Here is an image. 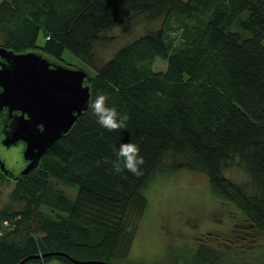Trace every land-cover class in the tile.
Returning a JSON list of instances; mask_svg holds the SVG:
<instances>
[{"label": "trees", "instance_id": "trees-1", "mask_svg": "<svg viewBox=\"0 0 264 264\" xmlns=\"http://www.w3.org/2000/svg\"><path fill=\"white\" fill-rule=\"evenodd\" d=\"M135 18L144 30L85 81L91 101L105 94L127 127L108 131L88 108L34 170H0V264L46 253L29 262L122 264L151 180L181 170L208 176L238 235L196 244L187 264H264V0H2L0 47L73 67L67 49L93 65L95 47L114 39L107 32L123 24L130 35ZM129 142L145 160L141 176L112 167ZM236 169L245 180L224 175Z\"/></svg>", "mask_w": 264, "mask_h": 264}, {"label": "rangeland", "instance_id": "rangeland-1", "mask_svg": "<svg viewBox=\"0 0 264 264\" xmlns=\"http://www.w3.org/2000/svg\"><path fill=\"white\" fill-rule=\"evenodd\" d=\"M133 24L130 35L124 33L123 24L107 32V36L114 39L95 47L93 65L86 63L67 49L62 53V62L93 75L97 67L144 30L145 24L141 18H135ZM44 44L45 39L40 34L37 45ZM152 67L156 71H164L167 61L156 58ZM6 118L7 115L4 114L0 120ZM24 149V142H18L10 147L0 143V158L10 172L18 174L25 168ZM224 175L238 182L246 179V175L238 169L227 171ZM54 183L69 198L76 197L77 192L74 188L59 182L54 181ZM12 187L13 183L7 184L6 188L11 190ZM146 196L147 207L139 223L130 253L122 264H187L193 253L191 251L194 250L193 246L200 242L207 244L215 238L225 240L227 237L237 241L238 235L233 229L234 221L228 208L230 204L223 203L213 195L209 178L204 173L181 170L169 175L157 174L151 180ZM239 257L238 260L243 264L246 263L245 259L255 261L254 256ZM45 264L61 263L52 260Z\"/></svg>", "mask_w": 264, "mask_h": 264}, {"label": "water", "instance_id": "water-1", "mask_svg": "<svg viewBox=\"0 0 264 264\" xmlns=\"http://www.w3.org/2000/svg\"><path fill=\"white\" fill-rule=\"evenodd\" d=\"M87 78L83 69L50 62L37 52L15 53L0 47V114L7 108L10 120L2 144L10 147L24 142L23 155L29 162L15 174L0 158L4 175L18 179L34 170L47 149L69 132L78 117L88 110L91 91L85 83ZM50 254L28 256L16 264H33L30 259ZM70 259L82 264H111Z\"/></svg>", "mask_w": 264, "mask_h": 264}, {"label": "clouds", "instance_id": "clouds-1", "mask_svg": "<svg viewBox=\"0 0 264 264\" xmlns=\"http://www.w3.org/2000/svg\"><path fill=\"white\" fill-rule=\"evenodd\" d=\"M108 97L103 93H98L94 101L88 102V108L97 118V123L108 131H119L127 127L128 116H121L117 109L109 107L107 104ZM116 160L111 161L112 167L116 173H122L125 170L135 176L143 175V166L145 160L140 155L138 145L129 143H121L119 149L115 153ZM109 163L107 159L104 161Z\"/></svg>", "mask_w": 264, "mask_h": 264}, {"label": "flooded vegetation", "instance_id": "flooded-vegetation-1", "mask_svg": "<svg viewBox=\"0 0 264 264\" xmlns=\"http://www.w3.org/2000/svg\"><path fill=\"white\" fill-rule=\"evenodd\" d=\"M14 114L17 113V112H13ZM1 114H6L7 115V118L3 121L0 120V143L2 144V140L4 139V132L7 130L8 127L7 124L9 123V119H8V116H9V113H8V109L5 108L2 110ZM29 162L28 161H25L24 162V167L28 164Z\"/></svg>", "mask_w": 264, "mask_h": 264}]
</instances>
